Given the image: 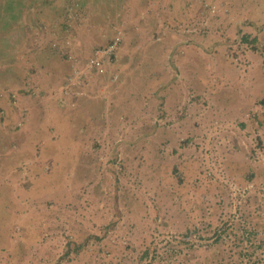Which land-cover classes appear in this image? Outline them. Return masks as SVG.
<instances>
[{
    "label": "rangeland",
    "instance_id": "1",
    "mask_svg": "<svg viewBox=\"0 0 264 264\" xmlns=\"http://www.w3.org/2000/svg\"><path fill=\"white\" fill-rule=\"evenodd\" d=\"M263 96L264 0H0V264H264Z\"/></svg>",
    "mask_w": 264,
    "mask_h": 264
},
{
    "label": "built area",
    "instance_id": "2",
    "mask_svg": "<svg viewBox=\"0 0 264 264\" xmlns=\"http://www.w3.org/2000/svg\"><path fill=\"white\" fill-rule=\"evenodd\" d=\"M122 40V36L117 34L108 45L97 47L91 53V55L86 58L84 61V66H72V70L67 78V81L73 85H79L81 83V78L90 74L91 72L102 74L104 72L105 65L110 63L113 57L116 55V51L119 48V45L122 43ZM68 58L72 61H76V58L73 59V56L71 55H69ZM116 77L117 76H114V78ZM65 92L68 91L66 90ZM250 187H252L251 183L244 188H237V191H240L243 196L246 195L245 191Z\"/></svg>",
    "mask_w": 264,
    "mask_h": 264
},
{
    "label": "crops",
    "instance_id": "3",
    "mask_svg": "<svg viewBox=\"0 0 264 264\" xmlns=\"http://www.w3.org/2000/svg\"><path fill=\"white\" fill-rule=\"evenodd\" d=\"M66 94H64L62 97L64 98V100L65 101H68V100H70L73 96L72 95H74V94H72V93H67V92H65ZM70 96H72V97H70ZM79 99V98H78ZM80 103L82 104V106L83 107H85L86 105H91L92 103L90 102V99L88 100V99H86V100H82L81 98L77 101V103H76V101H75V104H78V105H80ZM240 108V107H239ZM240 109H243L242 107L240 108ZM88 124H89V122L88 123H86V126H88ZM70 126V128H72V131H73V133H77V134H79L80 135V138H76V137H72V136H69L68 138H65L63 141H64V143L65 144H70V148L71 149H67V147L66 146H64V147H62L61 148V150L59 151V153H61V154H56V156H57V158L58 157H63V155H64V151H66L67 153H69V151H71V153L73 154V155H70L71 157H75L76 156V154L77 153H79V152H82V150L79 148V146L78 145H81V143L82 142H85V139H88V137L89 136H87L88 134H89V132H84V131H81L82 129V125H74V124H71V125H69ZM81 131V132H80ZM51 138V137H50ZM63 141H60V142H63ZM63 143V144H64ZM42 144V143H41ZM74 145H76V146H74ZM75 149V150H74ZM86 151V150H85ZM63 153V154H62Z\"/></svg>",
    "mask_w": 264,
    "mask_h": 264
},
{
    "label": "trees",
    "instance_id": "4",
    "mask_svg": "<svg viewBox=\"0 0 264 264\" xmlns=\"http://www.w3.org/2000/svg\"><path fill=\"white\" fill-rule=\"evenodd\" d=\"M248 39V35H242L241 36V41L246 42ZM259 105L262 106L264 108V96L258 101ZM218 236L220 237V234H218Z\"/></svg>",
    "mask_w": 264,
    "mask_h": 264
}]
</instances>
